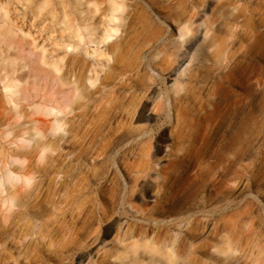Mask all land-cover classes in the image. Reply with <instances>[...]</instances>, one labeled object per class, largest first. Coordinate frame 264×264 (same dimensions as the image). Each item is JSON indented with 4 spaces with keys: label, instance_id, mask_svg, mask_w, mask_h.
<instances>
[{
    "label": "rangeland",
    "instance_id": "374dc122",
    "mask_svg": "<svg viewBox=\"0 0 264 264\" xmlns=\"http://www.w3.org/2000/svg\"><path fill=\"white\" fill-rule=\"evenodd\" d=\"M62 1L70 3L7 5L21 31L13 37L26 51L43 52L46 70L65 55L63 60L77 61L73 72L83 78L89 65L99 77L109 72L112 79L102 91L113 90L111 103L119 109L110 134L92 139L97 110L107 111L109 102L105 95L91 99L99 81L84 89V105L73 107L79 117L68 114L62 125L71 133L47 137L52 149L31 159L36 182L26 189L30 196L8 210L2 194L0 264H132L134 256L150 264L144 245L146 251L159 249V242H151L158 237L200 264H264V0H125L124 7L116 0L113 12L84 7L94 14L88 21L94 30L81 26L77 55L58 50L76 41L72 7H65L71 11L65 17ZM178 26L185 28L181 37ZM104 29L110 33L99 44L102 54L85 55L84 49L95 47L87 37L100 38ZM22 55L11 50L0 62L21 63ZM38 91L48 98L54 88L41 85ZM9 138L0 133L5 158ZM129 231L134 249L128 247Z\"/></svg>",
    "mask_w": 264,
    "mask_h": 264
},
{
    "label": "bare ground",
    "instance_id": "6f19581e",
    "mask_svg": "<svg viewBox=\"0 0 264 264\" xmlns=\"http://www.w3.org/2000/svg\"><path fill=\"white\" fill-rule=\"evenodd\" d=\"M16 1H18V0H3V2L0 3V41L2 42L1 48H0L1 49L0 50V57L3 58L4 55L11 50H14L16 53L23 52V55L21 57V63H15V62L14 63L13 62L6 63L5 60H2L0 62V133L4 134V136L7 138L10 137L9 142L12 145V147H10L8 149L6 158L3 156V153H0V199L3 198L2 194L5 193V195H4L5 198L3 199V204L4 205L6 203L8 204V210L11 207H14L15 205H17L16 202L18 201V199H21L23 196H25L27 194L29 195L30 191L27 193L26 189L28 187L32 186L33 181H34L33 174L36 171L35 170L33 172V168L31 167V163L33 161L31 162V159L33 157H35L34 155L37 153H42L46 149H52L51 141L48 142L47 137L54 136L58 130H61L66 134L68 132L71 133L72 127L70 128V126H69V129H71V130L65 131L64 129H62V125L66 124V121H67L66 115H68V114L73 113V115H76V118L79 117V114H75L73 107L75 105V108H77V110H78V108H80L82 105H84V104H79V100L82 97V91L84 89L95 88V85H97V83L99 81L100 85H102V87H99L101 89H98L96 87L98 90L95 91L94 96L91 97V99L94 98V100L96 101V100H99L101 98V95H105L106 98H108V102H109L108 107H107V111L100 110V109L97 110V117H96V120H94V121H96V123L93 122L96 124V126L93 130V135H92L93 138L91 137L92 139L97 140V138L99 136H102L104 133L110 134V133H108L112 129L110 126V122L115 118L116 110L119 109V104L111 103V97H112L111 95H112L113 90L112 91L106 90L105 92L102 91V90H105L106 85L108 83H110V79H112L111 74H108L109 72L104 71V72H102L103 76L99 77L97 72L95 71V69L92 68V65H89L88 69H87V74H85L84 78H83L82 75H79V74H76L73 72L75 66L78 65L77 61H75V59L72 56H67L66 59L63 60L65 55L60 56L58 58V60H54L50 64L51 70H46L44 68L46 63H45V54L43 52L42 53H36L33 50L34 48H28V51H26V47L24 46V44L20 40H18V38H15L16 36L13 37L14 32H16V31L21 32V31L16 26L15 22L9 17V10L7 8V5L9 6L12 4H18ZM62 3H63L62 7H63L65 17L68 15V13L71 14V11L69 9H66L65 7H72V16L74 18L73 20L75 21V26L72 25V35H73L72 40L75 39L76 41H75V44L66 43L62 46V49L60 48L58 50L59 51H61V50L66 51L67 48H70L71 51L67 54H73L74 53L75 55L80 54L78 44H80V42H83V35H82L81 26H84V31H86L87 33H90V34H92V31L94 30L93 26L90 25L88 22L91 19H93L94 14H93V12H90L88 10V8L84 9V7H109L111 12L117 10V7H118L116 4V0H70V3L69 2L64 3L63 1H62ZM124 6H125V0H120L119 7H124ZM109 20H111V19H109ZM175 29L178 32V34H177L178 37H181L185 32V28L182 26L175 27ZM109 33H110L109 29H104V32L100 38H97V37H94L91 35L88 36L87 42L94 45L95 47L92 48L91 52L87 51V49H84V54L89 55L93 59L96 58L97 56H100L102 54V52L99 49V44L103 43L108 38ZM150 34H151V32H150ZM42 51H44V49ZM33 56L37 57L36 60L33 59ZM7 66H9V69H7ZM104 83H106V84H104ZM41 85L54 88L53 95L48 97V98L40 96L38 94V92H39L38 87H40ZM97 86H99V85H97ZM122 86L123 85H121V87ZM186 96H187V94H186ZM186 99H188V98H186ZM236 99H234V100H236ZM156 107H157V105H156ZM235 107H238V106H235ZM179 109H181V108L179 107ZM235 116L234 117L232 116V117L235 118ZM181 117H183V116H181ZM67 118H69V117H67ZM65 119H66V121H65ZM70 119H71V117L69 118V120ZM114 121H116V120H114ZM71 122H72V120H71ZM72 123H74V122H72ZM79 123L82 124V122H79ZM182 123H183V121H182ZM91 124H92V122H91ZM74 126H73V128H74ZM79 127L80 126H78L77 129H79ZM89 127H88V129H89ZM92 127H94V126H92ZM115 127L117 128V126H115ZM253 128H255V127H253ZM77 129L75 130L76 132H77ZM85 129L87 130V127ZM85 129L81 130V133H84L82 131H85ZM116 130H113V131H116ZM75 131L73 132V134L75 133ZM79 131L80 130H78V133H79ZM113 131H112V133H113ZM89 132H88V134H89ZM248 132H250V131H248ZM251 132H254V129ZM91 133H92V131H91ZM88 134H85V135H88ZM56 136H58V135H56ZM75 136H73L74 138H71L69 140L73 142V140L75 138H77V136L76 137ZM79 136H80V133H79ZM84 136H83V138L86 139L87 136L86 137H84ZM236 136H237V133H236ZM70 137H72V136H70ZM250 137H251V135H250ZM49 138H51V137H49ZM80 139H81V137H80ZM92 139H88V140L89 141L91 140L90 142H93ZM237 139H238V137H237ZM76 140L78 141V139H76ZM83 140L84 139H82V141ZM89 141H87V142H89ZM94 142H96V141H94ZM78 143H79V141H78ZM82 143H85V142H82ZM87 145H85V146H87ZM92 145H93V143H92ZM104 145H105V142H104ZM1 146H2V144L0 145V147ZM54 146H56V143ZM95 146H97V145H95ZM95 146L93 145L92 147L95 148ZM81 147L82 146H80V148ZM85 148H87V147H85ZM102 148H103V146H102ZM85 150H87V149H85ZM97 150H99V149H97ZM103 150L104 149H102L101 151H103ZM83 151H84V149H83ZM84 152H86V151H84ZM89 154L93 155L94 153H89ZM74 155H75V152H74ZM84 155H86V154H84ZM91 155L88 156V158L91 157ZM75 156H72V157H75ZM77 157H75V159H77ZM20 158H23V160L19 161ZM15 163H16V165H15ZM39 170H42V169H39ZM45 170H46V168H45ZM38 172H40V171H38ZM35 180H36V178H35ZM37 181H40V180H37ZM18 182H19V185H17ZM34 182H36V181H34ZM36 186L38 188V185H36ZM39 186H40V184H39ZM32 188H34V187H32ZM73 189L75 190L77 188L75 187ZM37 192H38V189H37ZM73 192H79V191L75 190ZM35 193H36V191H35ZM73 194H71V195H73ZM75 196H76V193H75ZM69 198L70 197H68V199ZM23 199H24V197H23ZM26 199L27 198H25L24 200L26 201ZM33 199L35 200V198H33ZM68 199H67V201H71V199L70 200H68ZM34 200H33V202H34ZM90 200H91V198H90ZM90 200H89V202H91ZM120 200H123V199H120ZM75 201H77V200H75ZM61 202H62V200H61ZM64 203H65V201H64ZM87 203L88 202H86V204ZM77 204L78 205L80 204L79 201L77 202ZM77 204H76L75 208L77 207ZM90 204H91V206H93L92 203H89V205ZM25 205H27V204H25ZM65 205L66 204H64V206ZM68 205H70V204H67V206ZM18 206H19V204H18ZM70 206H72V205H70ZM81 206H83V205H81ZM90 207L88 210L89 212L91 211ZM63 208H65V207H63ZM68 208H71V207L68 206ZM71 209H74V208H71ZM20 210H21V208H20ZM83 210L84 209H82V211ZM86 210H87V208H86ZM19 211H18V213H19ZM61 211H63V210H61ZM88 211H87V213H88ZM76 212H77V210H76ZM85 213H86V211H85ZM91 213H90V216L93 215V213H92V215H91ZM61 214H62V212H61ZM75 214L77 215V213H75ZM64 215H65V213H64ZM81 215H78V216H81ZM88 215H89V213L87 215L84 214L83 216H85V218H86V216H88ZM17 216H18V214H17ZM66 216H68V215H66ZM69 216H70V214H69ZM70 218H72V217L70 216ZM59 219L60 218H58V220ZM75 219H77V218H75ZM178 219H180V218H178ZM69 220H71V219H69ZM82 220H80V221H82ZM84 220H86V219H84ZM70 222H74L73 219ZM70 222H66V223H70ZM154 222H156V221H153L152 223H154ZM177 222H178L177 219H175V220L173 219L171 221V223H173L175 225ZM57 224H59V222ZM83 224H85V223H83ZM83 224H82V228H83ZM161 224H163V223L161 222ZM62 225L64 226L63 223H62ZM75 225H73V227ZM153 225H155V224H153ZM66 226L67 225H65V227ZM71 226H68V227L70 228ZM73 227H72V229H73ZM79 227L80 226H78V228L75 230V232L79 231L78 230ZM55 228L56 229L58 228L59 231L62 230L59 227H55ZM74 228H76V226ZM156 228L159 229L158 227H156ZM57 230H56V233H57ZM68 231L73 232L74 230L70 229ZM132 233H133V231H132ZM136 233L138 234L140 232L137 231ZM154 233H155L154 235L156 237V233L158 235V232H154ZM136 236L137 235H135V237ZM141 236L139 235L140 239L142 241H144L143 239H145V236H146L145 233L142 237ZM127 238L130 241H132L131 242L132 244L128 245V247H130V249L131 248L134 249L135 247H133V245H135V243H136L135 241L132 240L134 238V235L131 234V232H130L127 235ZM137 240H138V238H137ZM154 240H156V241H154ZM151 242L152 243L153 242H155V243L159 242V249H157L158 247L152 246L151 248L148 249V251H146V246H148V245L147 244H145L146 246L144 245L145 249L143 250V253H146L147 261L150 264H200V261L198 262L195 259L196 257L195 258L191 257V256H183L182 257V255L179 253L180 252L179 248L170 246L171 244H169V242L167 243L164 238H162V239H160L159 237L155 238V239L153 238V240ZM151 242L148 241L146 243H151ZM139 255H137V256H139ZM131 262H132V264H144L135 256L131 258Z\"/></svg>",
    "mask_w": 264,
    "mask_h": 264
}]
</instances>
